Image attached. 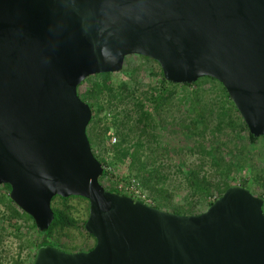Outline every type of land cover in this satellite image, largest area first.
<instances>
[{
  "label": "water",
  "instance_id": "obj_1",
  "mask_svg": "<svg viewBox=\"0 0 264 264\" xmlns=\"http://www.w3.org/2000/svg\"><path fill=\"white\" fill-rule=\"evenodd\" d=\"M129 54L171 83L218 80L264 135V0H0V184L40 232L54 196L86 198L95 238L73 252L41 245L32 264H264L263 198L244 186L180 214L99 182L77 87Z\"/></svg>",
  "mask_w": 264,
  "mask_h": 264
},
{
  "label": "rangeland",
  "instance_id": "obj_2",
  "mask_svg": "<svg viewBox=\"0 0 264 264\" xmlns=\"http://www.w3.org/2000/svg\"><path fill=\"white\" fill-rule=\"evenodd\" d=\"M164 80L156 60L129 54L121 70L89 75L78 85L81 96L97 84L106 86L90 100L94 115L86 127L104 169L99 182L108 190H118L181 214L204 211L226 185L244 186L264 200V135L250 138L248 127L224 86L211 77L198 78L189 85ZM163 88L168 96L158 103ZM140 112L146 114V119L139 120ZM140 135L144 149L153 151L145 169L153 176L147 185L142 184V175H136L129 156L117 158L113 154L119 136L129 139L123 145L132 148ZM190 172L214 183L213 191L206 195L190 187ZM9 191L6 184H0V221L9 220ZM51 205L76 221L73 226L54 228L49 240L55 246L80 251L95 244V238L84 228L89 211L86 198L55 197ZM32 220L19 221L18 233L9 227L4 232L0 264H14L18 251L19 264H32V244L40 237ZM20 244L24 245L21 250Z\"/></svg>",
  "mask_w": 264,
  "mask_h": 264
},
{
  "label": "trees",
  "instance_id": "obj_3",
  "mask_svg": "<svg viewBox=\"0 0 264 264\" xmlns=\"http://www.w3.org/2000/svg\"><path fill=\"white\" fill-rule=\"evenodd\" d=\"M105 74V73H103ZM198 80V79H197ZM196 80V81H197ZM166 82V80H164ZM170 84H173L171 82H168ZM184 85H189L187 83H181ZM105 85L102 84H97L95 86H93L91 89H89L85 96H81L78 92V95L80 96V98L82 100H84L85 102H87L91 109H92V116L91 119L89 121V123H91L93 115H94V107L93 104L90 102V100H92L93 98H95L98 94H100L104 89H105ZM162 94L157 98L158 103H162L165 101L166 96H168L166 89H162ZM99 110H101V107H99ZM140 114V118L139 120L141 121L142 119H146V114H143L142 112L139 113ZM144 115V116H143ZM88 123V124H89ZM250 138L255 139V137L249 133ZM88 139L90 141V145H91V149L93 154L94 150H93V140L92 137L90 135H88ZM129 139H125L123 136H119V143L116 147H114L113 151H114V157L117 158H125L126 156H129V159L131 161V166L133 169H135V171L137 172L136 175L141 176L142 179V184L147 185L152 181L153 176H151L149 173L145 172V169L147 167V161L148 158L153 157V151H146L144 149L142 140H141V135L136 137L135 143H133V147L130 148V146H124L123 144L126 143ZM123 145V146H121ZM95 157L97 158V156L95 155ZM104 173V169L102 172V175ZM188 183H190V187H194V188H198L200 191H202L204 194H208L210 192L213 191V189L215 188L214 183L210 182L209 180H207L205 177H198V174L190 172L189 176L187 178ZM6 186L8 187V189L10 188V186L8 184H6ZM229 187V185H226L222 188L221 193L227 188ZM111 191H115V192H120L118 190H113L110 189ZM55 197H60V196H54L52 198V200ZM62 200H67L69 197H60ZM51 200V201H52ZM264 202V200H263ZM212 202L209 203V205ZM208 205V206H209ZM52 206V205H51ZM8 209L10 210V216H9V220H1L0 221V243L3 240L4 237V232L8 229V227L10 228V230L12 232H19L20 228H21V223L22 221H26L28 219L32 218L26 214L25 212H23L22 210H20L10 199L8 200ZM157 207V206H155ZM263 207V206H262ZM54 211V219L52 221V223L50 224V227L45 231V232H40L38 231V234L40 235L38 241H36L33 245V258L35 255V251L37 249V247L41 246V245H46V244H52L54 245L50 240L49 237L52 233V231L54 230L55 227L59 226V227H65V226H73L75 225L76 221L73 217L69 216L65 211L60 210L58 208H53ZM175 213H182L180 211H173ZM264 212V209H263ZM14 219V220H13ZM7 221L6 225L4 224ZM33 221V220H32ZM32 226L34 228H36L34 221L32 222ZM23 242V241H22ZM23 244H20L19 246V250H21V248L23 247ZM93 247V246H92ZM91 247V248H92ZM90 249V248H89ZM73 252V251H70ZM20 256V251H18L17 253V259L14 261V264H19L21 261L18 259Z\"/></svg>",
  "mask_w": 264,
  "mask_h": 264
},
{
  "label": "built area",
  "instance_id": "obj_4",
  "mask_svg": "<svg viewBox=\"0 0 264 264\" xmlns=\"http://www.w3.org/2000/svg\"><path fill=\"white\" fill-rule=\"evenodd\" d=\"M131 196V195H130ZM133 197V196H132ZM134 198V197H133ZM135 199H137V198H135ZM139 200H141V201H143V199H139ZM144 202V201H143ZM146 203V202H145ZM148 204V203H147ZM150 205V204H149Z\"/></svg>",
  "mask_w": 264,
  "mask_h": 264
}]
</instances>
